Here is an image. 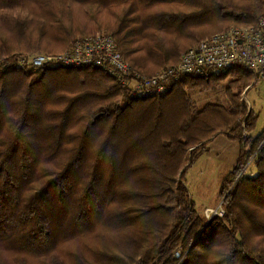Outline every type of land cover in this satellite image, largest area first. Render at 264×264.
I'll return each mask as SVG.
<instances>
[{
  "label": "trees",
  "instance_id": "obj_1",
  "mask_svg": "<svg viewBox=\"0 0 264 264\" xmlns=\"http://www.w3.org/2000/svg\"><path fill=\"white\" fill-rule=\"evenodd\" d=\"M90 4L106 19L93 25L98 34L112 35L125 60L146 75L175 66L231 24L256 26L264 18V0L248 7L222 0H0V264H264V132L251 135L258 116L242 98L255 83L252 73L240 67L220 77H184L166 95L138 100L97 69L19 68L21 51L59 53L91 36L69 34ZM223 82L224 101L203 110L186 97L185 90ZM165 119L173 130L157 141L151 128ZM219 134L238 141L240 154L222 185L223 216L208 220L190 199L186 173L179 175ZM251 159L255 176L246 172ZM158 160L161 190L151 191L148 168ZM145 202L154 205L143 208ZM153 212L162 230L134 240L126 224L137 229Z\"/></svg>",
  "mask_w": 264,
  "mask_h": 264
},
{
  "label": "built area",
  "instance_id": "obj_2",
  "mask_svg": "<svg viewBox=\"0 0 264 264\" xmlns=\"http://www.w3.org/2000/svg\"><path fill=\"white\" fill-rule=\"evenodd\" d=\"M18 66L26 73L43 68L97 69L138 100L162 97L184 77H220L240 67L259 80L264 77V18L256 26L232 27L205 38L185 52L175 66L152 75L135 70L110 34L78 38L59 53L20 54Z\"/></svg>",
  "mask_w": 264,
  "mask_h": 264
},
{
  "label": "rangeland",
  "instance_id": "obj_3",
  "mask_svg": "<svg viewBox=\"0 0 264 264\" xmlns=\"http://www.w3.org/2000/svg\"><path fill=\"white\" fill-rule=\"evenodd\" d=\"M211 2V0H209ZM219 1V0H213ZM230 4H236L239 7H248L252 4L257 3V0H222ZM96 11L98 9L94 6L92 7L91 4L86 7L83 14L85 15V19H82L80 22L83 24L82 21L86 22L90 25H81L78 24L73 26L74 28L70 29V36L72 37H80L81 35H97L100 30L94 28L93 25L98 24L99 21H104L106 19L99 18V15H96ZM98 16V17H97ZM79 19L78 17H76ZM76 23V20H75ZM74 25V23H73ZM92 25V26H91ZM232 27H240L231 24ZM231 27V28H232ZM230 29V28H229ZM35 29H31L33 31ZM103 33V32H101ZM200 33L198 37H200ZM34 35V36H33ZM31 35L34 37L33 41H40L41 37H36V34ZM212 36V35H211ZM30 37V36H28ZM210 37V36H209ZM7 36L4 38L6 39ZM207 38V37H206ZM205 39V38H204ZM12 42L15 46L22 44L20 41L23 38H17L16 36L12 37V39H6ZM181 48L189 47L190 42H183L182 40L178 43ZM57 43L52 44V46L57 47ZM28 49V46L25 45L23 50ZM34 54V53H41L40 51H30V52H19V54ZM184 54V53H183ZM182 54V55H183ZM254 84L253 86L249 87L248 89L243 91L242 98L248 105L249 110H253V112L258 116V121L256 125V129L251 133L253 137H257L264 132V77L257 80L254 77ZM256 84V85H255ZM255 85V86H254ZM227 87V83L223 82L221 86L217 87L216 89H212L209 91H195L191 92L189 90H185L186 97L192 100L199 110H203L209 104L216 102V100L224 101L225 97V88ZM90 112V111H89ZM84 126L86 122L83 123ZM106 133L109 135L111 133L112 124L105 125ZM154 127V126H152ZM80 128V127H79ZM78 127L73 128L71 132L77 130ZM77 130V131H76ZM173 130L170 126V121L168 119L161 121L157 128H151V131L157 137V141H162V131H167L166 133ZM245 135V134H244ZM117 142V140H115ZM235 144V145H232ZM149 146H147L148 148ZM145 149V148H144ZM158 151V150H157ZM240 152L239 142L230 140L226 135L219 134L212 142H210L208 146L207 152L200 157L189 169L186 167L179 175V178L182 179L184 172L186 173L184 177V184L186 185L190 199L194 202L196 210L203 216H205L208 220H211L215 216L222 217L223 216V201L224 199L221 198V190L222 185L225 181L227 175L234 169ZM157 157V152L153 155L152 161H147L145 164L149 162H153ZM160 158V155H159ZM252 159L247 164L246 172L255 176L256 171L254 166L251 164ZM152 169L148 168V178L146 182L151 186V191H155L156 186L158 187V191L161 190V183L157 179V170H160L161 165L159 160L155 163L151 164ZM154 194V193H153ZM228 195V194H226ZM152 200V199H150ZM154 204L149 202H145L143 204V208H148ZM131 221L128 219L127 223ZM140 225H138L136 229V225L134 226H127L126 229H130L131 232L133 230V239L138 240L139 235H145L152 230L161 231L162 230V217H158L156 213L149 215V217L145 220H141ZM123 239H116V245L121 246L123 245ZM257 243L263 244V241L258 240ZM135 251V250H134Z\"/></svg>",
  "mask_w": 264,
  "mask_h": 264
},
{
  "label": "crops",
  "instance_id": "obj_4",
  "mask_svg": "<svg viewBox=\"0 0 264 264\" xmlns=\"http://www.w3.org/2000/svg\"><path fill=\"white\" fill-rule=\"evenodd\" d=\"M216 137H217V136H216ZM216 137H215V138H216ZM215 138H213V139L211 140V142H212ZM237 142H238V141H237ZM232 145H235V144H232ZM239 147H240V144H239ZM239 153H240V152H239Z\"/></svg>",
  "mask_w": 264,
  "mask_h": 264
},
{
  "label": "water",
  "instance_id": "obj_5",
  "mask_svg": "<svg viewBox=\"0 0 264 264\" xmlns=\"http://www.w3.org/2000/svg\"><path fill=\"white\" fill-rule=\"evenodd\" d=\"M183 173V172H182Z\"/></svg>",
  "mask_w": 264,
  "mask_h": 264
}]
</instances>
